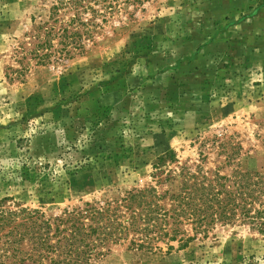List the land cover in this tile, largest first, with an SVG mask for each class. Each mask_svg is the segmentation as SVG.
<instances>
[{
	"label": "rangeland",
	"instance_id": "obj_1",
	"mask_svg": "<svg viewBox=\"0 0 264 264\" xmlns=\"http://www.w3.org/2000/svg\"><path fill=\"white\" fill-rule=\"evenodd\" d=\"M43 2L0 0V264H31L19 209L54 226L132 189L264 168V0H119L95 44L36 65L17 45ZM131 235L91 264H264L240 221L171 249Z\"/></svg>",
	"mask_w": 264,
	"mask_h": 264
},
{
	"label": "trees",
	"instance_id": "obj_2",
	"mask_svg": "<svg viewBox=\"0 0 264 264\" xmlns=\"http://www.w3.org/2000/svg\"><path fill=\"white\" fill-rule=\"evenodd\" d=\"M118 1L44 0L42 13L31 17V28L24 33L27 39L17 46L36 65L72 59L95 44ZM19 213L25 214L28 229L17 231L16 240L30 234L33 251L18 260L31 264L46 259L49 264H91L130 234L129 246L145 250L157 249L154 243L161 240L171 249L169 242L190 241L216 223L240 221L264 234V168L236 177H182L176 190L132 189L119 198L65 210L54 218V226L36 211Z\"/></svg>",
	"mask_w": 264,
	"mask_h": 264
}]
</instances>
